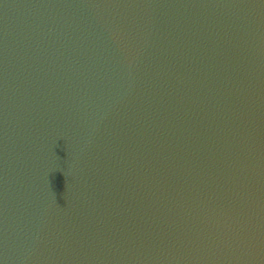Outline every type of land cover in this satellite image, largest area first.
I'll return each instance as SVG.
<instances>
[{
	"label": "water",
	"instance_id": "1",
	"mask_svg": "<svg viewBox=\"0 0 264 264\" xmlns=\"http://www.w3.org/2000/svg\"><path fill=\"white\" fill-rule=\"evenodd\" d=\"M0 264H264V0H0Z\"/></svg>",
	"mask_w": 264,
	"mask_h": 264
}]
</instances>
